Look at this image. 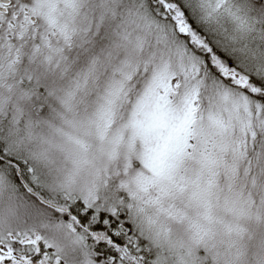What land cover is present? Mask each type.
Here are the masks:
<instances>
[{"label": "snow or ice", "instance_id": "snow-or-ice-1", "mask_svg": "<svg viewBox=\"0 0 264 264\" xmlns=\"http://www.w3.org/2000/svg\"><path fill=\"white\" fill-rule=\"evenodd\" d=\"M0 264H264V0H0Z\"/></svg>", "mask_w": 264, "mask_h": 264}]
</instances>
